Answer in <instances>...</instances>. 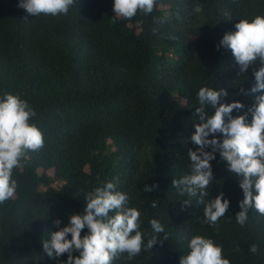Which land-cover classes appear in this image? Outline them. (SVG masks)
Masks as SVG:
<instances>
[{
    "label": "trees",
    "instance_id": "1",
    "mask_svg": "<svg viewBox=\"0 0 264 264\" xmlns=\"http://www.w3.org/2000/svg\"><path fill=\"white\" fill-rule=\"evenodd\" d=\"M18 3L0 0V97L29 102L37 113L30 122L45 145L26 152L22 168L14 169L17 193L0 205V264L66 261L67 254L50 258L43 241L83 211L87 193L109 181L141 212L142 232L151 233L150 220L157 219L165 229L158 239L168 235L113 264H180L197 235L222 246L230 264H264V216L250 209L246 223H237L243 192L219 153L204 197L207 203L222 192L230 201L218 227L204 223L199 196L172 186L190 173L199 89H226L222 102L246 106L233 116L264 94H242L241 87L255 84L252 69L237 75L231 50L217 47L239 20L264 16V0H157L152 14L130 20L114 17V0H76L67 15L36 17ZM145 185L158 187L143 192Z\"/></svg>",
    "mask_w": 264,
    "mask_h": 264
},
{
    "label": "clouds",
    "instance_id": "2",
    "mask_svg": "<svg viewBox=\"0 0 264 264\" xmlns=\"http://www.w3.org/2000/svg\"><path fill=\"white\" fill-rule=\"evenodd\" d=\"M75 2L19 0L17 7L26 10L30 16H60L67 15ZM156 4L157 0H114V17L130 20L138 13L150 15ZM194 10L199 13L201 7L197 5ZM225 15L230 18L229 13ZM235 29L226 33L217 47L231 50L239 68L237 75L244 76L252 69L255 84L251 89L241 87L242 94L264 93V16L241 19L235 24ZM197 95L199 107L192 115L200 122L195 124V132L190 138L197 147L187 151L190 173L179 180L174 179L172 186L181 195L199 196L198 202L204 204V223L218 227L230 207V201L222 192L207 203L204 197L209 195L214 180L211 161L219 153L229 172L239 179L243 199L239 202L241 211L235 217L243 226L250 209L264 216V94L256 95L254 103L239 116H233V111L243 110L246 106L239 100L222 102L229 96L226 89L201 87ZM209 108L214 110L211 115L207 111ZM36 115L29 102L18 95L5 93L0 97V205L17 193L14 169L22 168L26 152H38L45 145L44 133L30 122ZM155 187L158 186L145 185L143 192H152ZM85 202L83 211L73 213L65 226L59 227L62 221L55 220L59 230L51 233L50 241H43V248L50 258L67 254V260L61 264H113L125 253L131 260L142 250H151L158 241L168 240L167 234L163 241L158 239L165 229L157 219L150 220L151 233L141 231V212L128 207L129 196L118 191L115 182H105L94 188L86 194ZM184 203L186 206L189 204L187 201ZM151 207H157L155 200ZM85 229L88 231L82 236ZM188 248L190 251L181 257L180 264H230V260L223 256L222 246L210 238L194 236ZM249 251L256 254L258 246L251 245Z\"/></svg>",
    "mask_w": 264,
    "mask_h": 264
}]
</instances>
